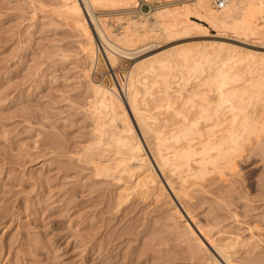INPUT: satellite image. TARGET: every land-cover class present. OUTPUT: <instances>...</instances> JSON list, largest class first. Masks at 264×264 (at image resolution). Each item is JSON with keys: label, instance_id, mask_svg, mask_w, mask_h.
<instances>
[{"label": "rangeland", "instance_id": "1", "mask_svg": "<svg viewBox=\"0 0 264 264\" xmlns=\"http://www.w3.org/2000/svg\"><path fill=\"white\" fill-rule=\"evenodd\" d=\"M56 1L60 8V0H0V264H212L208 252L199 255L185 245L178 227L183 220L174 219L167 192L157 203L150 194L147 200L133 195L117 205L119 183L98 176L83 161L85 147L94 138L88 109L93 93L82 71L91 65L79 47L85 37L55 13L61 11L54 7ZM174 1L164 0L149 9L139 0L126 12L99 15L109 16L118 32L122 25L115 20L117 14L131 16L135 25L141 14L150 15ZM207 26L206 33L190 30L173 37L160 35L161 39L153 40L155 48L143 55L133 59L118 55L110 72L127 73L141 58L167 53L173 47L202 48L217 42L243 47L239 48L242 53L253 52L257 59L264 57V37ZM95 40L101 64L105 51L100 40ZM102 82L119 86L117 92L139 132L121 89L123 81L120 85ZM246 151L237 166L233 164L234 171L226 170V178L208 185L212 191L193 188L194 204L192 198L187 204L197 217L196 224L212 226L210 232L218 241L230 234L256 238L248 242L251 246L245 243L248 248L239 243V248L229 249L243 264H264V183H260L264 155ZM231 181L237 185L231 187Z\"/></svg>", "mask_w": 264, "mask_h": 264}, {"label": "bare ground", "instance_id": "2", "mask_svg": "<svg viewBox=\"0 0 264 264\" xmlns=\"http://www.w3.org/2000/svg\"><path fill=\"white\" fill-rule=\"evenodd\" d=\"M59 2L60 8L57 1L54 7L61 11H51L64 17L66 24L85 37L86 41H80L79 47L81 54L91 61V66L83 67L82 71L93 93L88 109L94 121V138L90 145H85L83 161L98 176L111 177L114 183H119L117 205L125 204L133 195L147 200L145 197L150 194L157 203L167 192L174 219L183 220L178 226L182 233L179 230L178 233L184 235L185 245L192 252H208L212 264H243L230 250L239 243L246 246L245 243L256 238L243 234L241 238V234L233 233L216 240L210 232L212 226L198 225L199 221L196 224L197 217L187 200L195 197L192 194L195 187L199 191H212L208 185L226 178V170L234 171L233 164L245 155L244 151L257 150L264 155V107L259 111V106H264V57L257 59L255 53H242L239 48L243 47L226 42L208 47L206 42L202 48L201 45L199 48L172 46L164 54L149 53L136 61L121 83L139 132L117 92L119 86L94 80L90 69L102 59L95 39L100 40L105 51L103 59L114 67L118 55L133 59L155 48L157 41L153 40L160 35L170 37L190 30L206 33L207 24L235 35L263 38L264 0H230L222 8L215 7L211 0H175L172 6L166 4L150 15L141 14L142 19L135 25H131L134 22L131 16L117 14L115 20L122 25L118 32L112 20L109 23V16L106 19L99 13L126 12L135 8L139 0ZM230 185L237 184L231 181ZM249 227L254 229L252 225Z\"/></svg>", "mask_w": 264, "mask_h": 264}, {"label": "built area", "instance_id": "3", "mask_svg": "<svg viewBox=\"0 0 264 264\" xmlns=\"http://www.w3.org/2000/svg\"><path fill=\"white\" fill-rule=\"evenodd\" d=\"M215 7L222 8L224 7L230 0H211ZM164 0H154L153 2L149 0H141V4H145L148 6L149 9L155 6L162 4ZM99 55V54H98ZM110 68L113 67L109 66L107 62L104 60L101 64H95L91 68V74L99 81H118L119 85L120 82L125 79V73L113 70V75L110 72Z\"/></svg>", "mask_w": 264, "mask_h": 264}]
</instances>
